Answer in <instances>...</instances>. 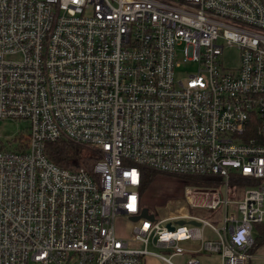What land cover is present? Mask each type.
Segmentation results:
<instances>
[{"label": "built area", "instance_id": "2783aa9c", "mask_svg": "<svg viewBox=\"0 0 264 264\" xmlns=\"http://www.w3.org/2000/svg\"><path fill=\"white\" fill-rule=\"evenodd\" d=\"M178 53L195 70L175 79ZM1 120L27 125L0 141V264H246L264 222V0H0ZM61 137L99 158L59 168L44 149ZM140 167L215 178L182 189L206 215L133 222Z\"/></svg>", "mask_w": 264, "mask_h": 264}, {"label": "rangeland", "instance_id": "374dc122", "mask_svg": "<svg viewBox=\"0 0 264 264\" xmlns=\"http://www.w3.org/2000/svg\"><path fill=\"white\" fill-rule=\"evenodd\" d=\"M237 53L238 51L234 47H225L223 51V55L221 60L224 62V66L227 68H235L237 66ZM177 62L180 63V66L175 69V79L183 78L186 73H193L195 70L194 64L183 63L181 53L177 54ZM27 123L22 120H1L0 121V141H7L13 138H16L19 133H25V128ZM183 182H180L177 179H174L170 176H159L156 177L152 184L149 186L147 191L142 194L143 205L148 207L150 213L155 215L156 219L167 218L171 215H176L182 213L181 208H185L187 212H191L196 215H206V211L204 209H189V206L181 197ZM196 188H207L203 185H197ZM230 211L235 212L236 210L233 208H229ZM211 218L209 215H207ZM221 216L219 211H216L213 214V218L219 219ZM212 220V218H211ZM214 225L217 221H211ZM253 236H255V228L252 231ZM180 246L182 248L185 247H194L195 243L184 241ZM147 250L153 254H162L167 256L168 253L161 252L158 249H154L152 247H148ZM253 258L246 262V264H264V243L259 245V247L252 250ZM198 256V260L200 264H217L218 257L214 255L200 253ZM187 257H177L174 256L171 258L173 264H185V260ZM145 264H165L159 258L148 256L146 257Z\"/></svg>", "mask_w": 264, "mask_h": 264}, {"label": "trees", "instance_id": "16d2710c", "mask_svg": "<svg viewBox=\"0 0 264 264\" xmlns=\"http://www.w3.org/2000/svg\"><path fill=\"white\" fill-rule=\"evenodd\" d=\"M45 157H47L51 162H53L59 168H65L70 170H77V168H83L89 170L92 164L99 158L98 152L86 144L73 142L67 138L61 137V139L55 140L53 142H48L44 149ZM141 177L139 186V199L141 200V205H143L142 194L147 191L152 181L159 176H170L174 179L183 182L182 189L185 184H191L194 186L203 185L208 187L215 178L208 177H188L185 175L175 176V175H165L156 172L153 169L147 167H140ZM182 197V190H181ZM183 198V197H182ZM143 207H146L143 205ZM148 210V207H146ZM149 211V210H148ZM256 235L254 236V245L251 250L259 247V245L264 243V222L259 223L255 226Z\"/></svg>", "mask_w": 264, "mask_h": 264}, {"label": "water", "instance_id": "95a60500", "mask_svg": "<svg viewBox=\"0 0 264 264\" xmlns=\"http://www.w3.org/2000/svg\"><path fill=\"white\" fill-rule=\"evenodd\" d=\"M147 208L146 207H142L140 212H139V215L138 216H131L130 219L135 222L137 221L140 217H145V218H148L150 220H153V215L152 214H149L147 213ZM181 223V222H179Z\"/></svg>", "mask_w": 264, "mask_h": 264}]
</instances>
